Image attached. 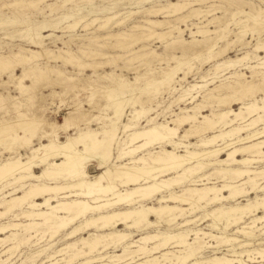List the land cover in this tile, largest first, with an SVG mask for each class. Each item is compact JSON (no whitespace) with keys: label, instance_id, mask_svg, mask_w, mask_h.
<instances>
[{"label":"rangeland","instance_id":"obj_1","mask_svg":"<svg viewBox=\"0 0 264 264\" xmlns=\"http://www.w3.org/2000/svg\"><path fill=\"white\" fill-rule=\"evenodd\" d=\"M185 1L188 2L189 0H27V3H29L27 5L26 0H0V56L8 57L18 53L29 58L28 62L23 65L20 64L16 67L5 69L0 68V100L2 99L0 102V124L2 121H7V119L11 120V117L16 119L19 112H23L30 117H45V121L39 126L38 134L34 138V145L40 144V135L43 130L52 132L54 127L60 132L61 138L65 140L67 133L64 129L61 130L64 124L74 123L70 131L71 134L76 133L78 125L84 129L102 130V126L109 123L103 112L107 111L108 114L113 115V110L104 108L107 100L103 97L101 84L107 82V80L105 81V79L101 78L102 74L113 73L115 76L120 75L128 78L131 82H136V78L139 76L138 85L144 86L150 79L151 82L161 79L163 72L170 65H176L178 61L183 64L178 69L173 87L169 88L161 85L157 92L151 91L152 93L149 92L151 94L147 92L149 95L147 93L134 95L128 112L124 117V122H128L133 117L131 111L135 108L147 110V114L144 113L145 115L141 116L138 123L139 126L137 125L136 127L143 128L152 124L172 122V120L187 113L196 114L198 121H201L203 119L202 116L212 118V113L217 110L232 108L240 111L244 103H252L255 100L261 103L262 98H264V24H255V21L249 18V15L252 14L261 18L262 14L258 10L260 8L264 9V0H191L192 3L177 15L166 16L163 11L153 12V14L149 12L152 9L168 6L172 2ZM193 9H196V11L193 12ZM240 10H245L246 14H242ZM235 12L238 16L235 15ZM188 14L191 15L190 18L184 22L177 19L178 16L183 17ZM149 19L164 20L165 22L159 26H151L148 23ZM167 20L169 22H166ZM100 25L103 26L100 27ZM136 25H142V28L136 29ZM172 26H179L182 32L175 30L169 37H161L157 34L159 32H168ZM198 29H209V32L205 35L197 32ZM33 32L35 33L33 34ZM124 32L135 34L140 38L137 37V41L133 39V41L131 40L132 42L128 40L123 44L115 43L122 37H112L111 34ZM226 32L228 33L226 34ZM138 33L139 35H137ZM138 38L141 40H138ZM213 43L214 48L211 51ZM69 52L74 56V60H69V55L66 54H69ZM84 52H93L95 54H86ZM95 62L98 67H96ZM235 73H238V75L241 73L238 78L245 85L236 84L231 89L217 88L221 84L230 83L234 79ZM23 74H26V76L24 77ZM22 77L24 78L21 80V84L25 86V89L20 84ZM53 91L58 94H53ZM180 97L183 99H180ZM239 97L242 99H238ZM76 104L79 106H76ZM199 105L202 108H198L197 106ZM56 106L59 107V110L55 108ZM73 107H79L78 112L75 114L76 122L72 119H65L64 115L61 114L68 112ZM200 110L201 112H199ZM243 111L246 112L244 113L245 118L236 119L230 124L231 126L223 127L219 123V126L217 125L214 130L207 129L206 131V129L198 127L199 122L189 121L184 125H178L173 121L171 126L178 128V133L174 139L178 144H156L148 149L157 151L161 148L160 146H163L182 153H184L185 149L198 150L201 148L198 146L201 139L219 133L218 130L226 129L228 131L231 127L237 125L245 126L253 116L249 115L245 109ZM230 119H234V116L230 115L227 120L229 121ZM3 125L1 124V129H5ZM263 127L264 121L254 128L247 127L242 134L220 138L214 147L224 145ZM119 130L121 133L119 132L120 139L118 140V146L116 145L115 154L118 152L117 147H122L123 141L132 132L131 130L124 131L122 125ZM43 141H47V139L43 138ZM0 145V162L11 156L25 157L30 152L29 148H20L17 144L12 145L10 149H6L4 143H0ZM228 151L221 153L219 156L225 157ZM238 156L243 158L246 155L240 154ZM111 163L113 165L116 161L113 160ZM214 166H208L201 171L202 173H212L213 176L209 175L210 182H216V184L221 185L224 181L231 179L221 177V174L216 172L219 166ZM250 166L253 169H262L264 168V161L251 164ZM230 167L243 169L245 166L231 165ZM42 168L39 167L35 170L39 173ZM100 171V169H96L93 166L90 168V175ZM173 175L175 174L170 176ZM31 182L33 181L17 182L0 191V204L3 205H0V211H5L4 203L12 196L22 194ZM48 182L62 184L67 182V180L52 179L48 180ZM240 182L241 180L238 183ZM188 184L190 183L188 182ZM261 185H264V181L261 182ZM176 189L179 190L180 188L177 187ZM160 195L158 194V196ZM263 195L264 190L254 191L250 196L238 198L235 202L228 205H243L248 200L254 201ZM243 198H246V200ZM40 200L42 201L43 199ZM58 200L61 199L57 197L51 203L55 204ZM150 201H148L149 204H158L157 199ZM218 206L212 205L206 209L198 208V211L187 218L203 217L206 214V210L212 211ZM22 209L26 210L27 206L23 205L15 211L0 216V225L12 223L24 225L29 223L31 220L20 214ZM263 213L264 210L260 212L261 215ZM155 217H152L154 221H156ZM187 218L182 216L177 223L179 224ZM245 220L248 222L249 218ZM201 222V220H198L180 228L176 223L169 227L168 223L162 222L141 232L136 231V229L125 228V225H120L118 229L132 231L133 237L131 239H138L146 231L154 234L159 231H171L170 228L182 230L191 226V228L212 230L210 227L212 220L209 221L208 219L205 222ZM76 223L79 224L80 220L76 221ZM242 225L243 223L240 226ZM259 225L260 227L262 226L261 224ZM22 229L23 227L20 225V227L7 229L5 233L0 234V237L3 238L10 236L8 241H0V264H66L69 260L68 254L70 252L67 253L68 249H65L64 252L56 254L60 248L64 249L70 243L77 242L84 236L101 233L96 231L95 227H92L89 231H83V233L74 238H67L68 231L66 230L58 232L54 237H51V231L44 228H40L41 232H36L33 229L27 234H24ZM227 231L231 236L246 239L243 234L235 233V226H232ZM14 232L18 234L13 236L12 233ZM215 232L217 233L218 230H215ZM257 235H259L258 231ZM262 236L264 238L263 234L253 238L254 240L251 239V244L237 248L238 251L263 248L264 244L257 245L260 241L257 239H261ZM25 237L29 238V240L23 243L22 241ZM190 237L193 238L194 235L192 234ZM38 238L41 239L38 240ZM206 240H209V243H214V245L217 244L216 241L210 240V238ZM150 243L148 244L152 246L153 242ZM79 246L81 245L79 244ZM12 247L16 248L12 249ZM231 247L232 245H222L219 249L207 247L203 259L211 258L215 255L230 254L233 251ZM129 249L135 250L137 247ZM181 249V247L170 242L166 248L155 251V254L149 253L146 256H162L165 252H169L170 256L172 252V254H183L180 252ZM213 250L218 251L215 253ZM123 252V246L115 249L110 247L104 251V255L109 256L106 258L108 260L112 255L120 254L116 256L117 259L113 261L114 264H127L129 262L130 264H137L146 259L139 258L138 253H134V257H136L133 260L130 258L132 255L125 256L126 254H123ZM77 259L71 261L70 264H79V262L84 260L81 257ZM120 260L123 261L121 262ZM177 261V259H174L172 263L175 262L174 264H176ZM161 262V264H172L170 260H163V257H161ZM92 264L101 263L92 262Z\"/></svg>","mask_w":264,"mask_h":264},{"label":"bare ground","instance_id":"obj_2","mask_svg":"<svg viewBox=\"0 0 264 264\" xmlns=\"http://www.w3.org/2000/svg\"><path fill=\"white\" fill-rule=\"evenodd\" d=\"M191 3V0L188 2L166 3L168 6L152 9L149 12L153 14V12L158 13L159 11H163L166 16H173L181 13ZM169 8L172 9L170 10ZM195 11L196 9H193V12ZM258 11L262 14L261 18L252 14L249 15V18H252L255 24H264V9L260 8ZM240 12L246 14L245 10H240ZM235 15L238 16L236 12ZM190 16V14L183 17L178 16L177 19L184 22ZM164 22V20H148L151 26H159ZM166 22L169 21L167 20ZM102 26L100 25V27ZM135 28H142V25H136ZM175 30L182 32L179 26H172L168 32H159L157 34L161 37H169ZM197 32L206 35L209 29H198ZM143 35L145 34L143 33ZM111 36L122 37L119 41L115 42L118 44H123L128 40L133 41V39L136 40L139 37L126 32L111 34ZM139 38L138 40H141ZM194 41L198 42L199 40ZM213 48L214 43L211 51ZM84 53L91 54L93 52ZM66 54L69 55V60H74V56L70 52ZM118 57L120 56L118 55ZM113 59L115 58L113 57ZM28 60V57L18 53H14L8 57L0 56V68L5 69L16 67L20 64L23 65ZM182 64L178 61L176 65H170L165 71L163 70L161 79L158 81L154 80L155 82H151L150 79L144 86L138 85L139 76L136 78V82H131L128 78L120 75L115 76L113 73L102 74L101 78L105 79V81L107 80V82L101 84L103 97L107 100L104 108L113 110V115L108 114L107 111L103 112L109 123L102 126V130L93 128L84 129L78 125L76 133L71 134L70 131L74 123L64 124L62 125V129H60H64L67 133L65 140L61 138L60 132L54 127L52 132L43 130L40 135V144L34 145V138L38 134L39 126L45 121V117H30L23 112H19L16 119H12L11 117V120L2 121L1 124H4L5 129L0 128V143H4L6 149H10L12 145L17 144L20 148H29L30 152L25 157L11 156L0 162V191L17 182H33L30 183L29 187L22 194L14 195L8 199L4 203L5 211H0V216H2L26 205L27 209H22L20 214L28 217L31 221L24 225L20 223L1 224L0 234L5 233L7 229L20 227V225L23 227L24 234L30 233L33 229L36 232H41L40 228H44L51 231V237H54L58 232L66 230L68 231L67 238H74L83 233V231H89L92 227H95L96 231L101 232L87 235V237L84 236L77 242L70 243L66 248H60L56 254L64 252L65 249H68L67 253L70 252L68 254L69 260L66 264H70L71 261L79 257L84 258L79 264H92V262L114 264L113 261L120 254L112 255L106 260L109 256L104 255V251L110 247L115 249L120 246L124 248L123 254H126L125 256L132 255L130 258L133 260L136 257H134V253H138L139 258H146L137 264H161V257H163V260H170L171 263L172 260L177 259L181 264H264V247L242 249L240 251L237 249L251 244V239L264 234V213L260 214L264 210V195L254 201L248 200L243 205H228L235 202L238 198L250 196L254 191L264 190V185H261V182L264 181V168L253 169L250 166L251 164L264 161V138L258 140L264 137V127L224 145L214 147L220 138L223 139L235 134H242L247 127L254 128L264 121V113H262L264 112V98H262L261 103L257 102V100L252 103H244L240 111L232 108L217 110L215 113H212V118L202 116L203 119L201 121H198L196 114L192 115L189 113L172 120V122L174 121L178 125H184L189 121H193L194 123L199 122L198 127L204 128L207 131V129L214 130L219 123L224 127L229 126L236 119L245 118L244 113L246 112L243 111L244 109L249 115L253 116L245 126L237 125L231 127L228 131L220 129L218 130L219 133L201 139V142L198 144L201 147L200 149H185L184 153L175 149L170 150L163 146H160L161 148L157 151L148 149L150 146L156 144H178L174 140L178 133V128L171 126L172 122L168 121L152 124L148 127L136 128L141 116L147 112V110H139L137 108L131 111L133 117L128 122H124V117L128 112L132 97L151 91L157 92L161 85L172 88L178 69L181 68ZM97 65L96 63V67H98ZM23 75L24 77L26 76V74ZM239 75L235 73L234 79L230 83L226 85L221 84L217 88L231 89L236 84L245 85L238 78ZM24 77L20 79V84ZM21 87L25 89V86L22 84ZM53 94L58 93L53 91ZM238 99L242 98L239 97ZM76 106L79 105L76 104ZM197 107L202 108L200 105ZM55 108L59 110V107L56 106ZM78 110L79 107H73L68 112L61 113L60 111V113L64 115L65 119L75 121V114ZM230 115H233L234 119L228 121L227 118ZM1 124L0 127H2ZM121 125L124 131L131 130L132 132L123 141L122 147H117L118 152L115 154L116 145L118 146V140L120 139L121 132L119 129ZM43 138H46L47 141H43ZM227 150L229 151L225 157L219 156ZM240 154L246 156L239 158L238 155ZM113 160L116 163L112 165L111 161ZM212 165L219 166L216 172L221 174V177L231 179L226 182L224 181L221 185L216 184V182H210L209 175H212V173H202L201 171ZM231 165H244L245 167L243 169L232 168L230 167ZM93 166L101 171L90 175V168ZM39 167L43 168L41 172L37 173L35 169ZM172 174L175 175L170 176ZM52 179L67 180V182L62 184L48 182V180ZM240 180L241 182L238 183ZM177 187L180 188V192L176 189ZM158 194L161 195L158 196ZM57 197L61 200L56 201L55 204L51 203ZM40 199L43 200L41 201ZM154 199H157L158 204L148 203V201H153ZM243 199L246 200V198ZM212 205L219 206L212 211L206 210V214L203 217L187 218L198 211V208L206 209ZM153 216H156V221L152 219ZM182 216L183 218L186 216L187 219L178 224L177 221ZM246 218H249L248 222L245 220ZM208 219L209 221L212 220L210 224L212 230L191 228L189 225L190 228L182 230L170 228L171 231H159L154 234L146 231L138 239H131L133 237L132 231L118 229L120 225H125V228L136 229V231L141 232L162 222L168 223L169 227H172L176 223L180 228L198 220L205 222ZM78 220H80L79 224L76 223ZM242 223L243 225L240 226ZM259 224L262 226L260 227ZM232 226H235V233L243 234L246 239L229 235L227 230L231 229ZM215 230H218V232L216 233ZM257 231L259 235H257ZM17 234V232L12 233L13 236ZM192 234L194 235L193 238L190 237ZM9 238L10 236L0 237V241H8ZM41 238H38V240ZM207 238L216 241L217 244L209 243L210 241L208 240V242ZM28 240L29 238L25 237L22 242L26 243ZM257 240H260L257 245L264 244L263 236ZM150 242H153L152 246L148 244ZM170 242L181 247L180 252L183 254H172V252L170 256L169 252H165L162 256H146L149 253L155 254V251L166 248ZM222 245H232L233 251L223 256L215 255L211 258L203 259L207 247L214 249L219 246L222 247ZM132 247H137V249L130 250L129 248ZM14 248L12 247V249ZM217 251L213 250L215 253ZM178 261L177 263H179ZM127 264H130V262Z\"/></svg>","mask_w":264,"mask_h":264}]
</instances>
